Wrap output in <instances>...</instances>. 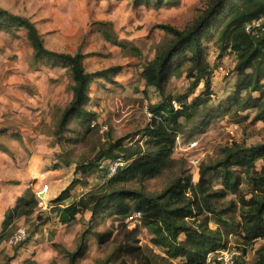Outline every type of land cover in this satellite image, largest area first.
Returning <instances> with one entry per match:
<instances>
[{
  "label": "rangeland",
  "instance_id": "374dc122",
  "mask_svg": "<svg viewBox=\"0 0 264 264\" xmlns=\"http://www.w3.org/2000/svg\"><path fill=\"white\" fill-rule=\"evenodd\" d=\"M211 1L172 0L155 7L135 0H0V8L35 24L48 49L81 51L86 71L122 67L111 80L99 76L90 84L86 108L98 115L97 121L89 125L74 116L60 131L58 122L72 99L68 68L46 59L36 61L24 28L0 27V232L6 210L20 205L0 246V264H71L70 255L78 250L83 234H87L85 246L75 264H152L146 256H165V250L153 242L145 225L151 219L148 213L115 208L95 221L91 211L81 208L68 222L59 219V207L107 187L156 195L179 176L197 182L201 167L215 164L236 144L264 143V120L257 118V108H241L235 102L241 80L235 70L236 54L228 51L220 59L219 49L208 42V61L214 68L212 94L203 95L201 84L190 95L192 115L174 128L177 142L169 167L143 182L108 185L113 161L105 153L118 140L128 147L143 145L153 116L150 106L161 101L155 88L146 87L142 74L155 57L156 45L172 40L159 25L184 30ZM191 82L184 73L173 77L167 92L174 97L186 94ZM247 93L243 90L240 95L244 99ZM194 141L197 146L191 147ZM257 164L261 168L264 159ZM46 184L49 192L42 198L38 194ZM67 188L69 197L56 204L54 199ZM230 201L235 203L234 195L219 206L232 210ZM227 215L231 222H240L238 210ZM210 225L217 227L214 221ZM225 241L222 251L236 252L235 256L246 249V264H257L259 251L264 253V239L246 245L237 230Z\"/></svg>",
  "mask_w": 264,
  "mask_h": 264
},
{
  "label": "trees",
  "instance_id": "16d2710c",
  "mask_svg": "<svg viewBox=\"0 0 264 264\" xmlns=\"http://www.w3.org/2000/svg\"><path fill=\"white\" fill-rule=\"evenodd\" d=\"M135 2L162 7L172 0ZM260 18L264 19V0H212L203 15L184 30L159 25L172 36V40L164 46L156 45L155 57L144 66L142 74L146 87L155 88L161 101L150 106L153 116L145 129L148 138L143 145L138 143L128 147L123 144V140H118L117 145H112L105 153L104 157L113 162L120 158L127 162L108 180V185L134 180L143 182L159 176L169 167L177 142L174 128L182 118L189 119L192 115V104L188 103L190 95L201 84L205 88L203 95L212 94L214 68L208 61V42H214L219 49L220 59L228 51L236 54L235 70L241 80L237 85L235 102L241 108H257V118L264 120V20L257 34L246 31L248 24ZM0 27L24 28L36 61L46 59L68 68L72 79V99L58 122L60 131L66 128L74 116L89 125L97 121L98 115L86 108L90 101V84L99 76L111 80V77L121 72V66L90 73L85 69V55L81 51L72 54L48 49L33 22L3 8H0ZM183 73L192 81L188 92L175 97L168 94L171 79ZM243 90L248 92L244 99L240 95ZM258 91L261 95L253 96ZM175 102L180 104L179 107ZM261 159H264V143L251 147L236 144L215 164L201 167L197 182L191 176H179L156 195L126 187H107L102 193H90L64 208L59 207V219L71 222L77 218L81 208L91 211L93 219L115 208L137 209L151 215L145 225L154 235L153 242L165 250V256H146L150 263L175 264L176 261L184 260V264H201L208 260L210 253L225 249L226 237L235 230L246 245L264 239V165L258 168L257 164ZM69 195L67 188L54 202L61 205ZM230 195L235 196V203H230L235 211H239V223L227 219V214L233 209L219 206ZM19 209L20 205H17L6 211L0 232V246L8 236L9 225L19 215ZM213 221L216 228L210 225ZM86 236L82 235L78 250L70 255L71 264H75L82 254ZM241 250L242 253L235 256V264H246V249ZM211 260L212 264H223L217 256ZM257 264H264L263 251H259Z\"/></svg>",
  "mask_w": 264,
  "mask_h": 264
},
{
  "label": "built area",
  "instance_id": "2783aa9c",
  "mask_svg": "<svg viewBox=\"0 0 264 264\" xmlns=\"http://www.w3.org/2000/svg\"><path fill=\"white\" fill-rule=\"evenodd\" d=\"M263 18L260 19H256L254 20L252 23L248 24L246 26V31L252 35H255L258 33V29L262 27L263 25ZM191 147H196L197 146V142H192ZM127 164L126 161H124L123 159H118L115 162H113L109 168V177H112L113 175L116 174L117 170L119 168L124 167ZM47 192H49V185H45L44 188L42 190H40L39 192V196L41 193L46 194ZM138 214L141 215V211H138ZM235 254H237L236 252H230V251H222L221 250H217L214 253H210L209 254V260L212 259V257L217 256V259L221 262H223V264H235Z\"/></svg>",
  "mask_w": 264,
  "mask_h": 264
},
{
  "label": "water",
  "instance_id": "95a60500",
  "mask_svg": "<svg viewBox=\"0 0 264 264\" xmlns=\"http://www.w3.org/2000/svg\"><path fill=\"white\" fill-rule=\"evenodd\" d=\"M40 197L44 198L45 197V194L44 193H41L40 194Z\"/></svg>",
  "mask_w": 264,
  "mask_h": 264
},
{
  "label": "crops",
  "instance_id": "0c3cea01",
  "mask_svg": "<svg viewBox=\"0 0 264 264\" xmlns=\"http://www.w3.org/2000/svg\"><path fill=\"white\" fill-rule=\"evenodd\" d=\"M9 208H10V207H9ZM9 208H8V209H9ZM8 209H7V210H8ZM7 210H6V211H7ZM5 213H6V212H5ZM4 217H5V214H4ZM3 221H4V219H3ZM3 221H2V224H3Z\"/></svg>",
  "mask_w": 264,
  "mask_h": 264
}]
</instances>
